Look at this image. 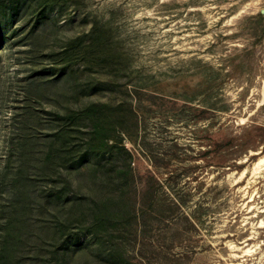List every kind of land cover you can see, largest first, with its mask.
Wrapping results in <instances>:
<instances>
[{
  "label": "rangeland",
  "instance_id": "374dc122",
  "mask_svg": "<svg viewBox=\"0 0 264 264\" xmlns=\"http://www.w3.org/2000/svg\"><path fill=\"white\" fill-rule=\"evenodd\" d=\"M8 2L0 264H264V0Z\"/></svg>",
  "mask_w": 264,
  "mask_h": 264
},
{
  "label": "trees",
  "instance_id": "16d2710c",
  "mask_svg": "<svg viewBox=\"0 0 264 264\" xmlns=\"http://www.w3.org/2000/svg\"><path fill=\"white\" fill-rule=\"evenodd\" d=\"M3 1V0H2ZM9 2L7 3V6L11 7V10L14 12V11H17V9L19 8L17 6V4H15V2H12L13 0H8ZM5 3V2H4ZM15 4V5H14ZM230 141V140H228ZM63 192L62 189H58V195L61 197V193Z\"/></svg>",
  "mask_w": 264,
  "mask_h": 264
}]
</instances>
